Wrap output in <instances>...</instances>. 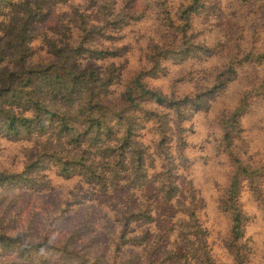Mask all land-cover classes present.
Returning <instances> with one entry per match:
<instances>
[{"label":"trees","instance_id":"obj_1","mask_svg":"<svg viewBox=\"0 0 264 264\" xmlns=\"http://www.w3.org/2000/svg\"><path fill=\"white\" fill-rule=\"evenodd\" d=\"M253 13L264 0H0V264H264L250 93L212 154L194 126L250 56L225 43L208 73L195 20L229 40Z\"/></svg>","mask_w":264,"mask_h":264},{"label":"rangeland","instance_id":"obj_2","mask_svg":"<svg viewBox=\"0 0 264 264\" xmlns=\"http://www.w3.org/2000/svg\"><path fill=\"white\" fill-rule=\"evenodd\" d=\"M223 1L225 2L227 0ZM250 20L246 24H244L243 20H239L234 29L228 33L229 40L226 38L227 33L222 28V25L220 24V26L214 17H211L209 20V18L203 16L195 20L197 28H195L194 33H199L200 39L206 37L207 41L209 39L213 41V43L207 45L208 49L214 51L213 56L209 57V60L204 65L208 73H220L221 66L223 65L221 55L222 53H226L224 48L225 43L229 42L233 46L244 49L243 52H240V59H244L248 53H250V56L247 62L239 65L234 64V68H237V77L226 87L225 91L221 93L220 96H217L215 101L212 102L210 113H208L211 114L210 120L208 117H198L195 120L194 126L195 131L199 134V139L207 136L209 137L211 143L206 146V152L212 154L210 153L213 152L212 141H214L215 138L217 139L222 133L219 125L221 121L219 118L220 113H228V111L225 110L232 109L244 93H250L251 107L249 112L242 118V125L243 128L245 126L249 131L248 133H245L250 141L249 150L247 149L248 153L256 158L258 162H261L264 159V66L257 65L259 63L256 61L259 55L262 54L261 43L264 41V20L260 13H253ZM253 21H255L254 25L256 26L250 27ZM216 23L218 27L216 26ZM148 25L149 24L146 23L139 25L138 28L132 32L134 33L132 34V37L136 34L142 33ZM176 68L177 67H173V70H176ZM193 68L196 72L197 67L194 65ZM194 77H198V75H195ZM183 91L184 89L180 90V92ZM7 148L9 147L6 144H3L0 148L1 160L4 159L5 155L3 150ZM193 153L194 152L191 151L192 156L198 154L197 152ZM201 154L204 155V152H200V155ZM213 161L216 162L218 160L215 159ZM10 170L12 171L14 168H10ZM201 182H203L202 175ZM204 187L205 186H203V188ZM243 194L245 195V199L249 198V195L246 192ZM247 205L250 207L252 206V203L248 202ZM210 207L211 206H209V208Z\"/></svg>","mask_w":264,"mask_h":264}]
</instances>
